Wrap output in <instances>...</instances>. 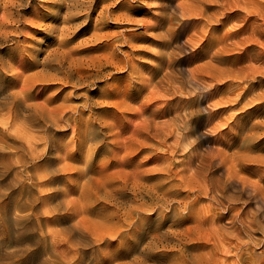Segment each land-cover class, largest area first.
<instances>
[{
	"label": "rangeland",
	"instance_id": "1",
	"mask_svg": "<svg viewBox=\"0 0 264 264\" xmlns=\"http://www.w3.org/2000/svg\"><path fill=\"white\" fill-rule=\"evenodd\" d=\"M31 1L17 39L41 61L55 42L36 15L58 9ZM97 2L68 48L85 70L107 58L104 76L38 82L70 121L0 148V264H50L47 230L71 226L80 264H264V0Z\"/></svg>",
	"mask_w": 264,
	"mask_h": 264
},
{
	"label": "bare ground",
	"instance_id": "2",
	"mask_svg": "<svg viewBox=\"0 0 264 264\" xmlns=\"http://www.w3.org/2000/svg\"><path fill=\"white\" fill-rule=\"evenodd\" d=\"M31 2V0H0V148L4 147L6 140H16V136L15 134H13L14 131L34 130L37 127L41 128L43 123L45 125H59L62 121H70V116L68 119H64V116L66 115L65 111H63L61 114H56L46 110L45 107L34 102L37 97V95L34 94V90L36 89V85L38 84V82H41L43 86L47 85L46 83L51 84V82H60L65 84H83L86 82L90 83L92 82L91 78L95 79L103 77L104 72L102 73V71L108 68L110 64L107 58L98 59L93 65V67H95L94 69L85 70L82 68V61L74 57V55L77 53L76 49L71 47L68 48L69 44L77 36L78 32H80H76L74 30V28L81 25V23L79 24V26L78 24L74 23V21L76 20L75 15L79 14V16L81 17L82 14L85 13L89 18V15L97 7V0H46V3L48 5H51L58 10H65L63 13H59V11L57 10V14L54 16V18H52L50 22H48V24H43L42 17L36 15L38 22L37 26L39 28H42V30H39V33H42L43 31L50 32L52 34L51 41L55 42V47L48 51L41 61L38 59L37 54L34 51L32 52V55V53L30 54L29 50H23V48H21V46L19 45V39H17L18 34L19 32H21L20 27L24 28L25 23H29L31 22V20L29 21V14L25 15V13L22 14L20 12L25 11L27 6H29ZM78 7H80V10L75 11ZM179 13V16L182 17L181 20H183V22L189 16V10L185 5H182L179 8ZM60 19H62V24H64L62 27H59ZM82 25L83 26L81 30L83 29V34H86L90 30L91 23L87 22ZM59 35H61L60 38ZM63 36L69 37L68 39H64ZM91 38L95 42H98L94 44L93 47H98L99 42L103 38V36L95 38L91 36ZM102 46L105 45L101 44L99 47ZM24 54H27V57L29 56V59L24 64L17 65L16 60L18 59V57L23 56ZM118 60L122 61L121 59ZM120 61L119 63H122ZM113 63L115 64L114 60ZM30 70H33V72L31 74L27 73ZM90 72H93V74H90ZM76 73H78L77 76H75ZM30 82L32 83L30 84ZM18 84H20L19 88H17ZM32 86L34 87L33 89ZM42 90H44V88ZM85 98L86 101L84 104L85 106H87L89 105V98ZM87 129L89 128L87 127ZM15 151L16 150H14V152ZM7 162L10 163L9 161H6V163ZM5 166L6 165H4V167ZM256 195L258 194L256 193ZM262 203L264 204V202ZM47 234L50 237H53L52 244L54 246L49 241L50 245L53 247V250L51 248H48V251L46 249V251L43 250L41 252L42 257L43 254H46L47 257L45 258L50 262V264H62V260L58 257L55 248L58 245L66 246L67 252L69 254L71 253L68 256V262L73 261L70 262V264H80L76 253V251L78 250L77 248L79 247H77V244L74 240L75 229L73 226L68 228L66 231H59L58 234L56 233V231L47 230ZM44 238L45 235L44 237H42L43 242L41 241V244L44 246V248H46V245H48V243L44 241ZM43 243H45L46 245ZM16 255L17 252L12 250L9 257L13 258ZM52 257H55L57 259L52 260Z\"/></svg>",
	"mask_w": 264,
	"mask_h": 264
}]
</instances>
